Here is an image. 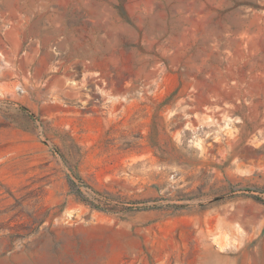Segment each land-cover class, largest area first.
Instances as JSON below:
<instances>
[{"label":"rangeland","instance_id":"1","mask_svg":"<svg viewBox=\"0 0 264 264\" xmlns=\"http://www.w3.org/2000/svg\"><path fill=\"white\" fill-rule=\"evenodd\" d=\"M261 248L264 0H0V264Z\"/></svg>","mask_w":264,"mask_h":264},{"label":"crops","instance_id":"2","mask_svg":"<svg viewBox=\"0 0 264 264\" xmlns=\"http://www.w3.org/2000/svg\"><path fill=\"white\" fill-rule=\"evenodd\" d=\"M262 250L259 251V255H257L256 260L258 264H264V248H261Z\"/></svg>","mask_w":264,"mask_h":264},{"label":"trees","instance_id":"3","mask_svg":"<svg viewBox=\"0 0 264 264\" xmlns=\"http://www.w3.org/2000/svg\"><path fill=\"white\" fill-rule=\"evenodd\" d=\"M140 209V208H139Z\"/></svg>","mask_w":264,"mask_h":264}]
</instances>
